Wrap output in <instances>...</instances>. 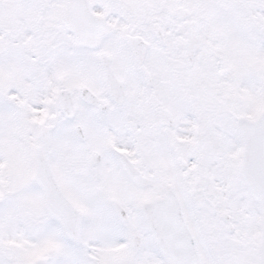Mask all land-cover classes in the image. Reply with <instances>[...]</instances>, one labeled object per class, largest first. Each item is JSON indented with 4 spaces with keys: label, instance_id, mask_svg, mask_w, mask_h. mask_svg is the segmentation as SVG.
<instances>
[{
    "label": "snow or ice",
    "instance_id": "snow-or-ice-1",
    "mask_svg": "<svg viewBox=\"0 0 264 264\" xmlns=\"http://www.w3.org/2000/svg\"><path fill=\"white\" fill-rule=\"evenodd\" d=\"M0 264H264V0H0Z\"/></svg>",
    "mask_w": 264,
    "mask_h": 264
}]
</instances>
